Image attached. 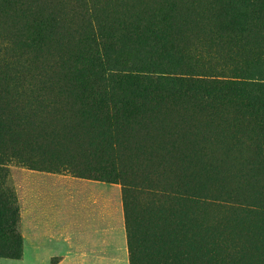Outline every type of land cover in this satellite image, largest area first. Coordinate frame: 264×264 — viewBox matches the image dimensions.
Instances as JSON below:
<instances>
[{
    "label": "rangeland",
    "instance_id": "obj_1",
    "mask_svg": "<svg viewBox=\"0 0 264 264\" xmlns=\"http://www.w3.org/2000/svg\"><path fill=\"white\" fill-rule=\"evenodd\" d=\"M186 1L195 3L194 13L201 20L189 26L177 21L172 26V41L180 42L177 52L181 55V48L187 51L191 56L188 64L198 74H223L228 69L242 67L240 48L234 49L230 56L228 51L235 48L233 41L227 39L225 46L224 38L215 39L213 14L219 6L210 4L211 0H177V5L184 9ZM162 2L15 0L8 6L0 1V218L13 216L12 231L8 227L0 231V244L10 239L11 232L20 233L21 212L26 214L29 189L38 178L100 179L121 188V198L123 195L127 213L131 215L133 241L140 244L138 264H264V94L256 92L264 87L263 66L256 73L238 78L242 88L225 90L219 99L206 100L208 105L194 107L188 100L179 103L180 108L166 105L144 114L136 124L120 131V125L107 124L98 112L67 108L70 101L63 93L67 83L62 77L61 64L67 55L68 42L61 40L57 45L58 36L46 34L47 43L34 52L23 51L20 46L28 21L24 19L27 7L45 18L57 14V17L66 16L68 21L73 17L74 26L83 13L84 24L91 22L96 33L98 24L93 19L101 21V15L110 14L112 18L120 13L141 16L155 13L157 16L164 11ZM231 5L233 11L239 12V2L232 0ZM208 18L211 26L205 30L202 24ZM104 32L100 40L103 51L115 55L121 50L126 59L123 64L117 60L105 63L101 69L106 79L114 76L118 67L148 68V59L155 54L153 42L139 43L142 38L137 41L116 27ZM118 85L122 87L121 83ZM205 98L203 95L202 99ZM52 106L64 111L55 112ZM183 110L184 121L180 113ZM194 121L204 122L212 134H220L227 138L228 144L242 151L239 171L228 181L204 184L196 177L201 185L198 186L192 179L193 167L182 163L186 170L183 169V174L178 170L180 166L171 167L174 161L183 158L177 153L182 143L177 136L182 139L188 123ZM214 158L215 162L220 159L212 179L231 169L233 159L222 149L216 150ZM225 158L228 163L223 165ZM175 172L181 173L180 178ZM140 176L142 181L148 177L151 182L134 180ZM24 245L21 258H0V264H41L43 259L34 258L28 243ZM112 264H128L127 258L118 253Z\"/></svg>",
    "mask_w": 264,
    "mask_h": 264
},
{
    "label": "trees",
    "instance_id": "obj_2",
    "mask_svg": "<svg viewBox=\"0 0 264 264\" xmlns=\"http://www.w3.org/2000/svg\"><path fill=\"white\" fill-rule=\"evenodd\" d=\"M0 1L8 6L13 5L15 2V0ZM236 1L240 5L237 13L233 11L235 8L231 5L232 0L210 1V4L216 3L219 6L218 10L213 14L215 39H221L222 41V38H224L223 45L225 46H228L227 41L229 39L233 41L235 48L230 49V52L228 51L230 56L235 53L234 49L240 48L239 52L241 53L239 60L242 61V67L228 69L225 71L227 73L223 74L196 73L195 68L188 64L191 56L187 55V51L184 48H181L180 55L177 52L180 48V42L172 41L170 32L177 21L181 20L185 25L189 26L193 22H200L201 20L194 13L196 5L191 1H186L188 4L183 9L177 5V0H164L162 2L163 5H161L164 11L162 14L157 13V16H155V13H147L144 16L120 13V16L112 18L109 17L110 14L101 15V21L93 19L98 24L96 33L92 28L91 22L88 21L84 24L83 13L79 15L81 20H78L76 26H74L73 17L68 21L66 16L57 17V14H52L45 18L40 12L37 13V10L27 7L24 19L28 21H26L23 28L24 33L20 46L23 51L24 49H29L28 53L34 52L42 44L47 43L48 36L46 34L58 36L55 40L57 45L61 40L68 42L67 55L61 64L63 67L61 70L62 77L67 83V90L63 93L67 94L66 98L70 101L67 108L70 110H81L82 112H98L103 121L112 126L120 125V131H122L128 125L136 124L140 118L144 117V114L155 112V110L166 105H169L168 107H179L178 104L186 100L191 102L190 104L194 107L208 105L206 100L219 99L218 96H221L223 91L228 89L232 91L238 90L241 87L237 81L238 78H244L252 72H258L257 70L261 66L264 69V0ZM205 9L203 8V10ZM183 11L185 12L184 14H182ZM84 15L88 17L87 13H84ZM207 20L206 24H202L205 30L211 26L210 18ZM107 24L108 27H106ZM111 27H116L120 33H124L128 37H134L137 41L142 38L143 41H139V43L144 45L146 42L154 43L152 49L155 54L148 59V68L146 70L136 69V65H131L125 69L118 67L115 69L114 76H110L109 79L104 77L101 67L105 63L109 62L111 64L115 60L122 63L126 60L122 57L121 50L115 55L111 52L105 53L103 51L104 47L100 44V40L105 36L104 31ZM163 29L165 30L162 31ZM142 47L146 48L145 46ZM216 76H222V78H217ZM120 83L122 84L121 88L118 85ZM261 88V90L258 89L256 92L264 94V87ZM242 91L244 90L242 89ZM203 95L206 96L205 99H202ZM172 100H177V102ZM58 108L52 106L55 112L64 111L61 107ZM180 113H182L184 121L185 112L182 111ZM191 122L186 128L187 132L181 136L182 139L178 137L181 140L180 142H183L180 143L181 146L178 148V153L183 158L174 161L171 167L179 165L181 168L179 167L178 170L181 173L184 169L182 163H186L191 169L194 167V174H196L197 178L201 175L198 180L201 178L199 181L204 184L210 181L212 183L228 181L230 176L235 175L239 170L243 156L242 151L238 147L228 144L226 142L227 138L219 135L215 136V134L212 136L211 130L205 128L207 126L204 125V122L197 121L190 126ZM217 149L231 153V158H233L232 166L229 171L224 175L222 174L224 177L216 176V178L211 180L212 172L214 170V172H217L218 170L213 154ZM192 151L193 153H191ZM181 173L175 172L179 178ZM196 176L192 177L195 183ZM146 179L151 182L148 177H145L143 181L141 176L134 178V180L142 182ZM105 182L111 183V181L106 180ZM197 184L200 185L199 183ZM122 202L127 237L128 263L138 264L137 251L140 244L133 241L134 236L130 231L131 215L127 213V203L123 195ZM12 225L13 216H9L6 220L0 218V231H4L5 227L10 228L9 231H12ZM21 255L22 237L19 232H11L10 239H5L0 244V257L19 259Z\"/></svg>",
    "mask_w": 264,
    "mask_h": 264
},
{
    "label": "crops",
    "instance_id": "obj_3",
    "mask_svg": "<svg viewBox=\"0 0 264 264\" xmlns=\"http://www.w3.org/2000/svg\"><path fill=\"white\" fill-rule=\"evenodd\" d=\"M25 213L22 252L28 243L41 264H112L118 253L128 263L121 188L115 183L40 177L29 189Z\"/></svg>",
    "mask_w": 264,
    "mask_h": 264
},
{
    "label": "bare ground",
    "instance_id": "obj_4",
    "mask_svg": "<svg viewBox=\"0 0 264 264\" xmlns=\"http://www.w3.org/2000/svg\"><path fill=\"white\" fill-rule=\"evenodd\" d=\"M191 7H192V6H191ZM187 11H188V10H187ZM187 16H188V15H187ZM186 19H187V18H186ZM180 21H181V20H180ZM192 22H193V21H192ZM196 22H197V21H196ZM187 23H188V22H187ZM193 24H194V23H193ZM180 25H181V24H180ZM186 26H187V25H186ZM196 26H197V25H196ZM181 28H182V27H181ZM184 29H185V28H184ZM46 78H47V77H46ZM47 83H48V82H47ZM57 83H58V82H57ZM43 84H44V83H43ZM50 85H51V84H50ZM54 86H55V85H54ZM58 92H59V91H58ZM54 93H55V92H54ZM58 94L60 95V93H58ZM42 97H43V96H42ZM55 97H56V96H55ZM34 99H35V98H34ZM7 103H8V102H7ZM7 103H6V104H7ZM53 103H54V102H53ZM3 104H4V103H3ZM9 104H10V103H9ZM40 104H41V103H40ZM27 105H28V104H27ZM56 105H57V104H56ZM43 106H44V105H43ZM43 106H42V107H43ZM2 109H3V108H2ZM6 109H7V108H6ZM8 110H9V109H8ZM188 110H189V109H188ZM22 111H23V110H22ZM183 111H184V110H183ZM186 111H187V110H186ZM28 112H30V111L28 110ZM176 112H177V111H176ZM166 114H167V113H166ZM197 114H198V113H197ZM158 115H159V114H158ZM158 115H157V116H158ZM172 115H173V114H172ZM213 115H214V114H213ZM184 116H185V115H184ZM222 116H223V115H222ZM160 117H161V116H160ZM178 117H179V116H178ZM184 118H185V117H184ZM205 118H206V117H205ZM171 119H172V118H171ZM179 119H180V118H179ZM179 119H178V121H179ZM182 119H183V118H182ZM182 119H181V120H182ZM163 121H164V120H163ZM207 121H208V120H207ZM154 122H155V121H154ZM158 122H159V121H158ZM161 122H162V121H161ZM192 122H193V121H192ZM194 122H195V121H194ZM198 122H199V121H198ZM223 122H224V121H223ZM202 123H203V122H202ZM177 124H178V123H177ZM188 124H189V123H188ZM191 124H192V123H191ZM204 125H205V124H204ZM221 125H222V124H221ZM152 126H153V125H152ZM155 126H156V125H155ZM172 126H173V125H172ZM190 126H191V125H190ZM190 126H189V127H190ZM153 127H154V126H153ZM157 127H158V126H157ZM161 127H162V126H161ZM198 127H199V126H198ZM198 127H197V128H198ZM211 127H212V126H211ZM217 127H218V126H217ZM228 127H229V125H228ZM171 128H172V127H171ZM171 128H170V129H171ZM191 128H192V127H191ZM195 128H196V127H195ZM205 128H207V127H205ZM229 128H230V127H229ZM173 129H174V128H173ZM216 129H217V128H216ZM148 130H149V129H148ZM159 130H160V129H159ZM162 130H163V129H162ZM209 130H210V129H209ZM229 130H230V129H229ZM214 131H215V130H214ZM217 132H218V131H217ZM219 132H220V131H219ZM168 133H169V132H168ZM227 133H229V132H227ZM173 134H174V133H173ZM177 134H178V133H177ZM193 134H194V133H193ZM202 134H203V133H202ZM208 134H209V133H208ZM160 135H161V134H160ZM182 135H183V134H182ZM212 135H213V134H212ZM219 135H220V134H219ZM188 136H189V135H188ZM215 136H216V135H215ZM150 137H151V136H150ZM154 137H155V136H154ZM158 137H159V136H158ZM196 137H197V135H196ZM160 138H161V137H160ZM163 138H164V137H163ZM172 138H173V137H172ZM177 138H178V136H177ZM188 138H189V137H188ZM232 138H233V137H232ZM234 138H235V137H234ZM145 139H146V138H145ZM147 139H148V138H147ZM179 139H180V138H179ZM190 139H191V138H190ZM195 139H196V138H195ZM210 139H211V138H210ZM155 140H156V139H155ZM183 140H184V139H183ZM198 140H199V139H198ZM214 140H215V139H214ZM243 140H244V139H243ZM142 141H143V140H142ZM150 141H151V139H150ZM220 141H221V140H220ZM231 141H232V140H231ZM238 141H240V140H238ZM145 142H146V141H145ZM157 142H158V141H157ZM169 142H170V141H169ZM200 142H201V141H200ZM226 142H227V141H226ZM182 143H183V142H182ZM191 143H192V142H191ZM233 143H234V142H233ZM157 144H158V143H157ZM187 144H188V143H187ZM187 144H185V145H187ZM205 144H206V143H205ZM220 144H222V143H220ZM243 144H244V143H243ZM160 145H161V144H160ZM175 145H176V142H175ZM185 145H184V146H185ZM193 145H194V144H193ZM203 145H204V144H203ZM212 145H213V144H212ZM233 145H234V144H233ZM166 146H167V145H166ZM235 146H236V145H235ZM163 147H164V145H163ZM209 147H210V146H209ZM159 148H160V147H159ZM168 148H169V147H168ZM193 148H194V146H193ZM246 148H247V147H246ZM185 149H186V148H185ZM191 149H192V148H191ZM222 149H223V148H222ZM147 150H148V149H147ZM153 150H154V148H153ZM162 150H163V149H162ZM168 150H169V149H168ZM183 150H184V149H183ZM201 150H202V148H201ZM212 150H213V149H212ZM155 151H156V150H155ZM159 151H160V150H159ZM170 151H171V150H170ZM170 151H169V152H170ZM173 151H174V150H173ZM214 151H215V150H214ZM189 152H190V151H189ZM197 152H198V151H197ZM201 152H202V151H201ZM201 152H200V154H201ZM246 152H247V151H246ZM151 153H152V152H151ZM164 153H166V152H164ZM174 153H175V152H174ZM177 153H178V152H177ZM191 153H193V151H192ZM220 153H221V152H219V155H220ZM238 153H240V152H238ZM247 153H248V152H247ZM161 154H162V153H161ZM183 154H184V153H183ZM186 154H187V153H186ZM213 154H214V153H213ZM221 154H222V153H221ZM228 154H229V153H228ZM230 154H231V153H230ZM172 155H173V154H172ZM204 155H205V154H204ZM219 155H217V156H219ZM224 155H225V153H224ZM191 156H192V155H191ZM199 156H200V155H199ZM152 157H153V156H152ZM220 157H221V156H220ZM227 157L230 158L229 155H228ZM149 158H150V157H149ZM171 158H173V157H171ZM200 158H201V156H200ZM209 158H210V157H209ZM258 158H259V157H258ZM162 159H163V158H162ZM168 159H169V158H168ZM176 159H177V158H176ZM187 159H188V158H187ZM194 159H195V158H194ZM214 159H215V158H214ZM219 159H220V158H219ZM219 159H217V162H216V165H217V166H219V165L217 164L218 161H219ZM222 159H223V158H222ZM234 159H235V158H234ZM152 160H153V159H152ZM183 160H184V159H183ZM230 160H231V159H230ZM200 161H202V160H200ZM214 161H215V160H214ZM258 161H259V160H258ZM198 162H199V161H198ZM245 162H246V161H245ZM200 163H201V162H200ZM225 163H226V158H225V161H224L223 165H224ZM227 163H228V161H227ZM227 163H226V164H227ZM231 163H232V162H231ZM231 163H230L229 165H231ZM173 164H174V163H173ZM204 164H205V163H204ZM249 164H250V163H249ZM168 165H169V164H168ZM171 165H172V164H171ZM206 165H207V164H206ZM252 165H253V164H252ZM260 165H261V164H260ZM177 166H179V165H177ZM210 166H211V163H210ZM243 166H244V165H243ZM174 167H175V166H174ZM185 167H186V166H185ZM223 167H224V166H223ZM237 167H238V164H237ZM168 168H169V167H168ZM180 168H181V167H180ZM193 168H194V167H193ZM202 168H203V167H202ZM227 168H228V167H227ZM227 168H226V169H227ZM196 169H197V168H196ZM212 169H213V168H212ZM212 169H211V170H212ZM220 169H221V167H220ZM222 169H223V168H222ZM255 169H256V168H255ZM184 170H185V169H184ZM229 170H230V169H229ZM229 170H228V171H229ZM237 170H238V169H237ZM176 171H178V170H176ZM185 171H186V170H185ZM203 171H204V170H203ZM214 171H215V170H214ZM214 171H213V173H215ZM222 171H223V170H222ZM224 171H225V169H224ZM238 171H239V170H238ZM242 171H243V170H242ZM246 171H247V170H246ZM194 172H195V171H194ZM207 172H208V171H207ZM218 172H220V171H218ZM240 172H241V171H240ZM257 172H258V171H257ZM192 173H193V172H192ZM192 173H191V174H192ZM208 173H209V172H208ZM216 173H217V172H216ZM216 173H215V174H216ZM168 174H169V173H168ZM182 174H183V173H182ZM215 174H214V176H215ZM218 174H219V173H218ZM218 174H217L216 176H218ZM222 174H223V172H222ZM222 174H221V175H222ZM224 174H225V173H224ZM170 175H171V174H170ZM211 175H212V174H211ZM256 175H258V174H256ZM177 176H178V175H177ZM177 176H176V177H177ZM183 176H184V175H183ZM185 176H186V175H185ZM191 176H192V175H191ZM195 176H196V174H195ZM198 176H199V175H198ZM200 176H201V175H200ZM200 176H199V177H200ZM233 176H234V175H233ZM233 176H232V177H233ZM239 176H240V175H239ZM251 176H252V175H251ZM192 177H193V176H192ZM196 177H197V176H196ZM196 177H195V179H196ZM199 177H198V178H199ZM219 177H220V174H219ZM221 177H222V176H221ZM223 177H224V176H223ZM232 177H231V178H232ZM236 177H237V176H236ZM257 177H258V176H257ZM184 178H185V177H184ZM188 178H189V177H188ZM212 178H213V177H212ZM212 178H211V180H212ZM215 178H216V177H215ZM225 178H226V177H225ZM262 178H263V177H262ZM189 179H191V178H189ZM200 179H201V178H200ZM200 179H199V180H200ZM209 179H210V178H209ZM217 179H218V178H217ZM217 179H216V180H217ZM182 180H183V179H182ZM182 180H181V181H182ZM196 180H197V179H196ZM176 181H177V180H176ZM191 181H192V180H191ZM191 181H190V182H191ZM246 181H247V180H246ZM255 181H256V180H255ZM210 182H211V181H210ZM218 182H219V181H218ZM222 182H223V181H222ZM235 182H236V181H235ZM177 183H178V182H177ZM192 183H193V182H192ZM231 183H232V182H231ZM248 183H249V182H248ZM196 184H197V182H196ZM196 184H195V185H196ZM211 184H212V183H211ZM229 184H230V183H229ZM192 185H193V184H192ZM236 185H237V184H236ZM236 185H235V186H236ZM247 185H248V184H247ZM198 186H199V185H198ZM200 186H201V185H200ZM216 186H218V185H216ZM231 186H232V185H231ZM242 186H243V185H242ZM227 187H228V186H227ZM243 187H244V186H243ZM245 187H246V185H245ZM250 187H251V186H250ZM258 187H259V186H258ZM241 189H242V188H241ZM245 189H246V188H245ZM252 190H253V189H252ZM262 190H263V189H262ZM249 192H250V191H249ZM259 192H260V191H259ZM247 193H248V192H247ZM256 193H257V192H256ZM187 217H188V216H187ZM195 222H196V221H195ZM203 223H204V222H203ZM236 223H237V222H236ZM236 223H235V224H236ZM190 224H191V223H190ZM196 224H197V223H196ZM241 224H243V223H241ZM197 225H198V224H197ZM202 225H203V224H202ZM237 225H238V224H237ZM190 226H191V225H190ZM192 226H194V225H192ZM200 226H201V225H200ZM196 227H197V226H196ZM228 227H229V226H228ZM190 228H191V227H190ZM225 228H226V227H225ZM235 228H236V227H235ZM192 229H193V228H192ZM212 229H213V228H212ZM215 229H216V228H215ZM223 229H224V227H223ZM230 229H231V228H230ZM194 230H196V228H195ZM207 230H208V229H206V231H207ZM244 230H245V229H244ZM216 231H217V229H216ZM241 231H242V230H241ZM234 232H235V231H234ZM207 233H208V232H207ZM218 233H219V232H218ZM199 234H200V233H199ZM200 235H202V234H200ZM235 235H236V234H235ZM220 236H221V235H219V237H220ZM239 236H240V235H239ZM199 237H200V236H199ZM224 237H225V236H224ZM202 238H203V237H202ZM206 239H207V238H206ZM210 239H211V237H210ZM228 239H229V238H228ZM204 240H205V239H204ZM210 241H212V240H210ZM214 241H215V240H214ZM208 242H209V241H208ZM234 243H236V242H234ZM255 243H256V242H255ZM216 244H217V243H216ZM255 245H256V244H255ZM224 246H225V245H224ZM236 246H237V245H236ZM245 246H246V245H245ZM252 246H253V245H252ZM232 247H233V246H232ZM253 247H254V246H253ZM218 248H219V247H218ZM221 248H222V247H221ZM245 248H246V247H245ZM219 250H220V249H219ZM227 251H228V250H227ZM248 251H249V250H248ZM239 252H240V251H239ZM235 253H236V252H235ZM232 259H233V258H232ZM231 261H232V260H231ZM251 261H253V260H251ZM233 262H234V261H233ZM248 262H249V261H248ZM237 263H238V262H237ZM245 263H246V262H245ZM256 263H257V262H256Z\"/></svg>",
    "mask_w": 264,
    "mask_h": 264
}]
</instances>
